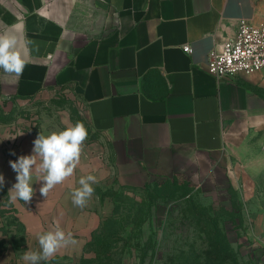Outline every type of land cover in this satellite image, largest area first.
I'll return each mask as SVG.
<instances>
[{
  "label": "crops",
  "instance_id": "0c3cea01",
  "mask_svg": "<svg viewBox=\"0 0 264 264\" xmlns=\"http://www.w3.org/2000/svg\"><path fill=\"white\" fill-rule=\"evenodd\" d=\"M240 19L264 26V0H0V34L31 42L22 75L0 69V99L73 92L89 130L74 175L44 197L33 174L30 203L9 204L17 182L9 161L31 155L36 138L0 135V264H28L24 253L39 252L38 236L57 225L77 243L39 264L90 258L109 188L184 171L239 193L254 170L264 172L259 153L246 156V136L264 124V69L218 81L206 67ZM89 174L94 195L74 206L72 191Z\"/></svg>",
  "mask_w": 264,
  "mask_h": 264
},
{
  "label": "rangeland",
  "instance_id": "374dc122",
  "mask_svg": "<svg viewBox=\"0 0 264 264\" xmlns=\"http://www.w3.org/2000/svg\"><path fill=\"white\" fill-rule=\"evenodd\" d=\"M77 121L89 137L84 106L73 92L0 99V135L8 139L47 136ZM246 140V156L259 153L255 166L261 167L264 124ZM253 173L239 193L184 171L141 188L107 189L104 224L81 264H264V213L257 212L264 203V172Z\"/></svg>",
  "mask_w": 264,
  "mask_h": 264
},
{
  "label": "clouds",
  "instance_id": "9594fccd",
  "mask_svg": "<svg viewBox=\"0 0 264 264\" xmlns=\"http://www.w3.org/2000/svg\"><path fill=\"white\" fill-rule=\"evenodd\" d=\"M27 43L21 45L15 34L4 32L0 34V69L6 74L22 75L27 63ZM23 47L24 51H21ZM88 137L85 125L77 121L75 125L68 126L61 131H54L45 136L39 134L33 141L31 155H21L17 160L9 161L10 167L16 172V183L9 190V204L17 200L30 203L34 196L33 174L37 181H43L39 192L47 197L49 192L57 185L64 183L72 177L80 163L82 146ZM11 155H16L11 152ZM5 179L0 174V189L3 188ZM98 183L95 175H86L79 178V187L72 191L74 206L84 208L94 195L93 185ZM40 251L25 252L22 259L28 264H39L42 260L53 257L61 248L74 245L77 241L71 232H65L58 225L54 230L44 232L38 236Z\"/></svg>",
  "mask_w": 264,
  "mask_h": 264
},
{
  "label": "built area",
  "instance_id": "2783aa9c",
  "mask_svg": "<svg viewBox=\"0 0 264 264\" xmlns=\"http://www.w3.org/2000/svg\"><path fill=\"white\" fill-rule=\"evenodd\" d=\"M183 49L186 52L191 50L189 44ZM206 67L218 81L264 69V26L240 19L236 36L208 52Z\"/></svg>",
  "mask_w": 264,
  "mask_h": 264
},
{
  "label": "trees",
  "instance_id": "16d2710c",
  "mask_svg": "<svg viewBox=\"0 0 264 264\" xmlns=\"http://www.w3.org/2000/svg\"><path fill=\"white\" fill-rule=\"evenodd\" d=\"M229 251H230L229 243L226 241V243L224 245V254L230 258Z\"/></svg>",
  "mask_w": 264,
  "mask_h": 264
}]
</instances>
